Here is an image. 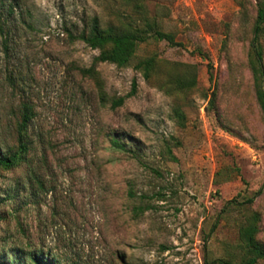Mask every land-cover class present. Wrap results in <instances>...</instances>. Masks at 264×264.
Listing matches in <instances>:
<instances>
[{
	"label": "rangeland",
	"instance_id": "obj_1",
	"mask_svg": "<svg viewBox=\"0 0 264 264\" xmlns=\"http://www.w3.org/2000/svg\"><path fill=\"white\" fill-rule=\"evenodd\" d=\"M256 1L0 0V19L14 5L0 33L2 147L16 145L19 102L34 112L26 161L0 170V264L27 242L70 264L238 263L239 227L253 214L264 244V120L250 68ZM93 16L102 26L147 16L178 44L139 43L134 61L157 62L149 79L108 62L95 63L94 79L80 69L97 50L69 37ZM261 45L264 69V34ZM28 167L49 191L26 205ZM139 204L148 208L133 213Z\"/></svg>",
	"mask_w": 264,
	"mask_h": 264
},
{
	"label": "trees",
	"instance_id": "obj_2",
	"mask_svg": "<svg viewBox=\"0 0 264 264\" xmlns=\"http://www.w3.org/2000/svg\"><path fill=\"white\" fill-rule=\"evenodd\" d=\"M255 17L252 28V38L250 42L251 58L250 68L252 76V85L255 95V100L262 111L264 120V69L261 64L262 45L261 38L264 34V0H257L255 3ZM14 5L9 4L8 13L12 12ZM8 13L0 19V33L3 35V26L8 20ZM132 19L121 21V24L114 26L107 24L102 26L98 18L93 16L89 18L84 28L77 33H69L71 40H79L91 49H96L97 54L93 57L92 63L87 68H81L80 72L97 79V71L94 68L97 62H108L118 67H125L132 65V67L141 72L143 78L149 79L151 74L157 68V62L153 55H147L136 59L135 51L139 43L147 40H164L170 45L178 44L171 33L164 32L159 29L155 22L143 16L141 25L132 23ZM6 51V46L4 45ZM171 86L176 89H182L185 84L178 79L170 81ZM134 82L132 89L127 95L112 97L110 101L111 108L120 106L124 98L134 92ZM214 92L210 93L208 104H212ZM34 112L31 104L27 100L19 102V119L16 128V145L15 147H2L0 145V170H9L17 167L26 161V153L29 150V141L25 138L26 128L33 118ZM110 146L115 149H124L117 138L111 137L109 139ZM171 158H174L171 151L168 150ZM26 193L24 204H34L40 192H48L49 189L45 187L44 181L37 175L36 171L30 167L27 168L25 175ZM130 194L131 192L128 191ZM161 196V193H157ZM17 194H8L7 200H14ZM148 205H133L131 210L138 214L143 212ZM18 207L12 208L13 213L17 211ZM16 218V217H15ZM257 217L253 214L250 221L239 227L240 247L244 250L242 257L238 263H232L229 260L216 259L215 264H257L258 260L264 258V244L256 239L257 232ZM17 223L19 224L18 220ZM165 248V247H163ZM14 256L10 264H70L67 260L61 259L51 249H43L40 246H34L31 243H26V248L17 246L14 248ZM74 264H80L74 262ZM123 264H129L123 261Z\"/></svg>",
	"mask_w": 264,
	"mask_h": 264
}]
</instances>
